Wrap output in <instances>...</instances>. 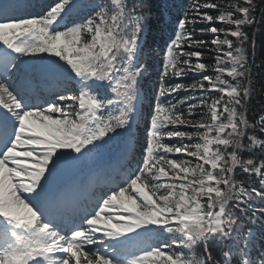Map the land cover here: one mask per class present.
I'll use <instances>...</instances> for the list:
<instances>
[{"label": "snow or ice", "instance_id": "6c2138e0", "mask_svg": "<svg viewBox=\"0 0 264 264\" xmlns=\"http://www.w3.org/2000/svg\"><path fill=\"white\" fill-rule=\"evenodd\" d=\"M251 4L0 0V264H264V222L234 235L236 212L264 201V114L248 119L242 30L258 23ZM187 73L200 79L180 82ZM182 91L193 95L173 100ZM117 137L122 156L139 147L135 168L78 205L83 184L65 177Z\"/></svg>", "mask_w": 264, "mask_h": 264}, {"label": "trees", "instance_id": "16d2710c", "mask_svg": "<svg viewBox=\"0 0 264 264\" xmlns=\"http://www.w3.org/2000/svg\"><path fill=\"white\" fill-rule=\"evenodd\" d=\"M214 2L221 5V10L227 12L230 11L231 8L229 5L240 3L241 5H244V0H214ZM247 6V5H244ZM250 7L254 10L252 12V15L257 19L258 23L254 26H243L242 30L247 33L249 37V43L245 46L246 47V55L249 63V68L251 70V99L248 105L249 111H248V119L250 123L259 118L260 114H264V21L261 20L262 14H264V0H252V4ZM211 11V10H210ZM211 14L217 15V12H212ZM174 22V18L171 20ZM165 23H168L165 21ZM218 27L222 28H228L229 26L227 24H218ZM189 28H192V25L188 26ZM205 27L204 25L197 24L195 26V32L194 36L196 39H204L209 45L211 44L212 37L208 33H202L201 28ZM146 37L148 38L149 43H151V35H149L146 31L145 33ZM221 38H224L223 35H221ZM252 40H255L256 46L255 49L252 48ZM156 50V46L153 45L152 51L154 52ZM203 51L205 54L202 57V59L211 64L212 61V54L211 49L209 48H203L199 49ZM225 50H227L225 48ZM158 61V56H153L150 60V69L147 73L152 77L151 84H156L159 79V72L160 69L155 68L154 64ZM195 62V59H194ZM208 74L214 75V73L209 72ZM185 80L189 81H197L200 79V75L194 74L189 77H185ZM245 83H248L245 81ZM188 94V93H187ZM189 95V94H188ZM193 94H190V96ZM195 95L199 96L200 93H196ZM217 95V94H213ZM199 110V109H197ZM195 121V120H194ZM247 142V141H245ZM136 154L139 152L137 151ZM249 155H254L257 157V166H260V161L258 159L259 152L250 154V153H243V157L247 158ZM127 175V172L125 173ZM236 179L238 181L243 180L244 186L248 189L250 186H253L255 184V180L252 176H247L244 174L240 169L236 170ZM256 203L255 209H252L253 207H247V205H243L242 207H246V214H241L239 211L236 212V215L240 217V223L237 226V232L234 233V235H238L242 237L249 228L255 227L257 230L261 226L260 219L256 220L254 225H251L250 221L254 215V213L260 214L259 217H263L261 209H264V201H261L259 199H254L252 201H249ZM229 207L231 208L232 205L230 204ZM256 231V230H255ZM242 242V241H241ZM231 242H229L230 244Z\"/></svg>", "mask_w": 264, "mask_h": 264}, {"label": "rangeland", "instance_id": "374dc122", "mask_svg": "<svg viewBox=\"0 0 264 264\" xmlns=\"http://www.w3.org/2000/svg\"><path fill=\"white\" fill-rule=\"evenodd\" d=\"M177 2L178 3H180V2H183V0H177ZM165 19L166 20H172L173 19V17H169L168 15H167V13L165 14ZM159 58H158V63L157 64H155V67L156 68H158V69H160V71H161V64H160V61L162 60V57L161 56H158ZM159 74H160V72H159ZM191 75H194V73H187V75L185 76V77H189V76H191ZM158 82H159V80H158ZM157 82V83H158ZM180 82H182V83H185V84H190V83H192V82H194V81H189V80H182V81H180ZM185 95L183 94V91L179 94V97H173V100H176V99H179V98H183ZM187 111V109H186V107L184 108V111ZM200 111V110H199ZM199 111L197 112V116H198V114H199ZM187 112H185V114H186ZM198 121V123H199V120L198 119H195V122H197ZM140 123H143V125H144V122L143 121H140ZM133 133H134V135L136 136L137 135V132H136V129H135V127L133 128ZM141 133V135H142V132H140ZM139 133V134H140ZM125 158V155L124 156H122V148H121V144H120V140H119V138L117 137V138H114L112 141H110L109 142V145H108V147H107V149H106V151H105V153L101 156V157H99V158H97L94 162H96V161H99L102 165L100 166L101 168L102 167H105L106 165H108V164H110L111 162H114V161H121L122 159H124ZM94 162H92V163H94ZM92 170V169H91ZM97 173V170H96V166L93 168V172L92 173H87V175H90V177L91 176H93V175H95ZM78 175H80V177H81V175H84V172L83 171H76V172H74L73 174H72V181H71V184H76L77 182V180H76V178H77V176ZM76 180V181H75ZM83 264V263H82Z\"/></svg>", "mask_w": 264, "mask_h": 264}, {"label": "bare ground", "instance_id": "6f19581e", "mask_svg": "<svg viewBox=\"0 0 264 264\" xmlns=\"http://www.w3.org/2000/svg\"><path fill=\"white\" fill-rule=\"evenodd\" d=\"M83 263V262H82Z\"/></svg>", "mask_w": 264, "mask_h": 264}]
</instances>
